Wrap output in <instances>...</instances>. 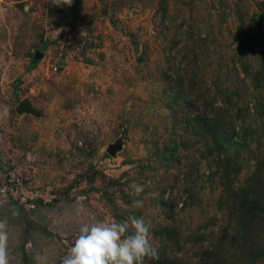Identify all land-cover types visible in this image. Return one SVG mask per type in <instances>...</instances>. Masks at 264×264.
Here are the masks:
<instances>
[{"label": "rangeland", "instance_id": "374dc122", "mask_svg": "<svg viewBox=\"0 0 264 264\" xmlns=\"http://www.w3.org/2000/svg\"><path fill=\"white\" fill-rule=\"evenodd\" d=\"M129 216L144 264H264V0H0L9 264Z\"/></svg>", "mask_w": 264, "mask_h": 264}, {"label": "clouds", "instance_id": "9594fccd", "mask_svg": "<svg viewBox=\"0 0 264 264\" xmlns=\"http://www.w3.org/2000/svg\"><path fill=\"white\" fill-rule=\"evenodd\" d=\"M58 6H71L73 0H55ZM130 195L139 197L144 187L130 186ZM132 207H143L141 199H134ZM131 230V231H130ZM9 234L7 223L0 221V264H9ZM157 250L150 239V230L143 218L129 216L122 221H94L84 223L79 235L60 264H144L145 257L155 258Z\"/></svg>", "mask_w": 264, "mask_h": 264}, {"label": "trees", "instance_id": "16d2710c", "mask_svg": "<svg viewBox=\"0 0 264 264\" xmlns=\"http://www.w3.org/2000/svg\"><path fill=\"white\" fill-rule=\"evenodd\" d=\"M218 119H219L218 116L215 115V114H210V117L208 119V122L210 123L209 124L210 127L212 128V130H214L211 133H212V135L214 136L215 139H217V137H216V135L214 133H215L216 127L218 126V122H217Z\"/></svg>", "mask_w": 264, "mask_h": 264}, {"label": "water", "instance_id": "95a60500", "mask_svg": "<svg viewBox=\"0 0 264 264\" xmlns=\"http://www.w3.org/2000/svg\"><path fill=\"white\" fill-rule=\"evenodd\" d=\"M16 109L17 110L23 109L26 111L30 110V108L28 107V105L24 101L19 102Z\"/></svg>", "mask_w": 264, "mask_h": 264}]
</instances>
